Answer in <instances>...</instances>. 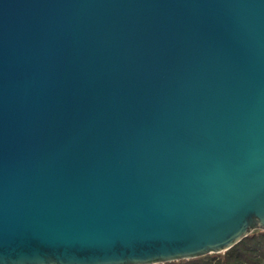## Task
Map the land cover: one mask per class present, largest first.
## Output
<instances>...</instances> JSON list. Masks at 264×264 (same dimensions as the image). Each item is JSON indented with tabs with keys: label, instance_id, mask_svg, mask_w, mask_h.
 <instances>
[{
	"label": "water",
	"instance_id": "95a60500",
	"mask_svg": "<svg viewBox=\"0 0 264 264\" xmlns=\"http://www.w3.org/2000/svg\"><path fill=\"white\" fill-rule=\"evenodd\" d=\"M264 230V0H0V264H163Z\"/></svg>",
	"mask_w": 264,
	"mask_h": 264
},
{
	"label": "trees",
	"instance_id": "16d2710c",
	"mask_svg": "<svg viewBox=\"0 0 264 264\" xmlns=\"http://www.w3.org/2000/svg\"><path fill=\"white\" fill-rule=\"evenodd\" d=\"M163 264H264V230H255L224 253Z\"/></svg>",
	"mask_w": 264,
	"mask_h": 264
}]
</instances>
